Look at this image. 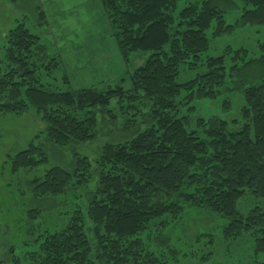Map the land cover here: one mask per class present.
Masks as SVG:
<instances>
[{
	"label": "trees",
	"instance_id": "trees-1",
	"mask_svg": "<svg viewBox=\"0 0 264 264\" xmlns=\"http://www.w3.org/2000/svg\"><path fill=\"white\" fill-rule=\"evenodd\" d=\"M99 1L122 56L147 55L131 74L129 90L63 93L42 89L36 72L44 68L50 74L57 63L44 64V48L23 24L10 30L5 39L0 114L20 116L34 109L46 125V140L53 145L93 140L94 113L87 111L79 117L86 109L106 110L113 98L134 104L144 98L149 104V112L141 115L148 124L145 130L124 141L105 143L94 168L86 157L76 156L71 172L52 167L35 181V197L44 198L63 195L72 185L87 184L92 172L97 176L87 205L92 242L84 232L83 215L75 211L63 229L43 236L37 250L29 254L30 264H167L165 254L149 249L141 236L156 230L162 237V231L181 219L187 208L227 219L222 230L226 242L237 243L250 234L254 252L264 255V211L258 206V200L264 199V41L258 45L260 58L245 61L246 51L238 50L229 67L231 75L257 72L248 82L245 77L238 81L245 123L229 132L225 121L199 119L200 137L188 130V119L178 110L183 104L176 100L182 91L188 102L219 95L226 80V55L232 50L204 60L201 55L209 49L205 31L213 22V36L233 29L226 25L218 5L231 6L234 1L188 3L177 17L173 12L180 0ZM240 1L238 22L264 25V0ZM182 65L199 72L178 84ZM134 104L128 105L131 111ZM129 123L134 127L135 121H127V128ZM45 161L42 150L31 142L11 159L10 171L34 168ZM246 192L256 204L243 216L237 202Z\"/></svg>",
	"mask_w": 264,
	"mask_h": 264
},
{
	"label": "rangeland",
	"instance_id": "rangeland-1",
	"mask_svg": "<svg viewBox=\"0 0 264 264\" xmlns=\"http://www.w3.org/2000/svg\"><path fill=\"white\" fill-rule=\"evenodd\" d=\"M234 5L220 3L226 25L230 32L213 36L215 22L205 31L209 49L201 60L218 57L230 48L226 55V80L219 95L212 100L202 99L188 102L181 92L176 100L182 102L179 115L189 122L188 130L202 137L196 127L199 119L216 118L228 123V131H238L245 123L241 116L243 97L238 81L245 77H257L256 71L229 73L232 57L238 50L246 51L245 61L258 59L261 53L258 45L264 41V25L241 24L240 0ZM200 0H180L173 12L177 17L188 4ZM23 24L38 38L44 48L47 65L51 60L57 63L50 74L41 68L36 72L38 85L52 92H78L94 89L103 93L107 90L131 87L130 76L142 65L147 55L141 52L128 54L124 58L118 49L115 30L109 23L106 11L99 0H0V60L5 55V39L10 30ZM243 55L242 53H240ZM241 66V63L239 64ZM198 70H189L188 65L180 67L177 83L182 84L196 76ZM255 80V79H254ZM125 98L110 100L103 110L99 107L80 112H93L96 128L93 140L86 143H70L58 146L46 140V125L34 109L16 116L0 114V262L2 264H30L29 257L35 252L47 232L63 229L75 211H80L84 220V232L92 242V223L87 216V205L96 188L97 176L92 172L85 185H72L59 196L37 198L33 187L36 180L43 178L52 167L71 172L75 157H86L94 168L100 149L105 143L124 141L145 130L141 115L149 112L148 101L140 98L134 104L136 116L128 108ZM192 108V109H191ZM135 121L134 127L126 124ZM127 128V129H126ZM33 142L46 157L37 167L10 171L11 159L26 150ZM256 201L246 192L237 202L238 212L246 216ZM264 211V199L258 200ZM228 220L205 211L187 208L176 223L162 231L156 230L141 236L146 246L164 253L167 264H264V255L254 252L253 238L245 234L240 242L230 244L223 239L222 230Z\"/></svg>",
	"mask_w": 264,
	"mask_h": 264
}]
</instances>
